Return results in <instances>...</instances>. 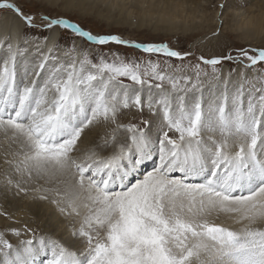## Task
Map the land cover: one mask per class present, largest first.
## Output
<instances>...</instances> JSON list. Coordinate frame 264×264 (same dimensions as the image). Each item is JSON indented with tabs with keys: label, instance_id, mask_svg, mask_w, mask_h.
<instances>
[{
	"label": "snow or ice",
	"instance_id": "snow-or-ice-1",
	"mask_svg": "<svg viewBox=\"0 0 264 264\" xmlns=\"http://www.w3.org/2000/svg\"><path fill=\"white\" fill-rule=\"evenodd\" d=\"M0 9L12 10L25 28L58 27L93 44H121L181 61L191 55L167 44L96 36L65 18L41 16L37 24L12 3H0ZM50 59L56 58L45 57L33 70L40 83L17 84L9 44L7 59L0 58V131L19 145L17 173L29 180L56 178L57 187L35 191L52 193L51 199L38 198L79 219L72 235L82 239L86 253L43 238L14 246L0 232V264H264V87L247 100L242 88L225 92L207 108L199 98L162 94L156 101L162 110L159 165L137 179L154 154V142L136 125L119 123L123 109L144 107L139 90H129L122 78L143 86L148 77L161 82L156 88L167 79L174 91L186 89L151 60L143 64L112 54L111 60L101 55L93 61L87 53L70 63L49 64ZM223 59L264 69V48L240 49L238 57H200L213 74ZM28 74L26 68L25 78ZM259 79L264 82V76ZM110 125L102 149H111L110 155L79 152L85 129ZM121 129L129 134L123 141L117 137ZM204 133H219L221 139L206 141ZM177 171L202 175L204 182L172 178ZM220 216L238 227L218 223ZM12 234L19 237L20 231Z\"/></svg>",
	"mask_w": 264,
	"mask_h": 264
},
{
	"label": "rangeland",
	"instance_id": "rangeland-1",
	"mask_svg": "<svg viewBox=\"0 0 264 264\" xmlns=\"http://www.w3.org/2000/svg\"><path fill=\"white\" fill-rule=\"evenodd\" d=\"M64 1L65 0H58V5L55 7L53 5H50L49 3L47 4L46 1H42V0H19V1L18 0L17 1L0 0V3L15 4L17 7L21 8L25 14L34 15L36 17L35 22L37 24L40 23L39 17H41V16H50L51 18H65V19H68L69 21H71L73 23L78 24L83 30L88 31L91 34L96 35V36L115 35V36H118L121 40L128 41L129 43L167 44L168 47L172 50H176V51H179L181 53H191V55H189L185 60L181 61V60H178L175 58L165 57L162 54L160 55V54L144 53V52L140 51L139 49H136L133 47H126L125 45H121V44H115V43H109L106 45L93 44V43L88 42L87 40H85L82 37L76 36L70 30L61 29L58 27L51 29L49 31V29L43 28V27L25 28L23 26V23H22V26H21L22 31H21L20 36H19L22 39L20 40L19 45L21 44L23 48L21 47V50H18L15 55H16V60H18V62H17V75L19 76L20 69L22 71H24V73H25L26 68H28V70H29L27 80L24 77L25 82H30L33 80H35L36 83L41 82L39 77H37L35 75V72L33 70L34 69L37 70V66L42 61L40 58V56H42L41 55L42 52H41V49H39V47H38V45H42V44L41 43L35 44L34 48H32V53L30 55H28V54H26L27 53L26 48L28 47V45H27L28 43H22V40L28 41V42H30V41H44L48 38V36L52 32H55V33H57L58 38L60 35L62 36V38H61L59 45H58L59 49L58 50L54 49L51 52L52 55L50 54V56H49V57H55L56 59L55 60L50 59L49 64H51L53 62L61 63L60 61H58L60 59L58 57V53H64V55H66L68 53L67 55L69 56L68 58H69L70 62L73 61V57H75L76 59H80L81 56L85 53H87L89 55V58L92 59L93 61H98V59L101 55H104L109 60H111L112 54H118L123 59L139 61L143 64H146L147 61L151 60L153 62L159 63L160 70L166 76L174 75L176 77V75H180L179 78H175V79L177 81L181 80L182 83H179V88L180 89H186V90L174 91L170 85V89L168 90V91L172 90L170 95H172V94L173 95H180V96L184 95V97H185L188 93H191V92H192V94L200 93V95L197 98L201 99L203 104H204V100L202 98L203 97L202 93H204L203 91H205L206 93H208V92L206 91L204 86L201 87L200 85H202V84L206 85L208 83L217 84V83L221 82V80H216L215 76L217 77V79L223 78L222 72L224 69L229 71L233 77L235 76V74L239 68H240V71L246 72L243 74L248 75V73H249L250 75H252V77H250V78L247 77L243 81V83H241V85H240L241 86L240 88H242L244 91L245 100H247V98L249 97V94L252 92H253L252 93L253 95H259V93L255 92V89L259 88V87H264V82H262L259 79L261 76H264V69H262L260 65H257L255 67V69H248V68L244 67V63H237L233 60L223 59L222 64L217 65L218 72L213 74L211 67L204 65L200 60L201 56H203L206 59L207 58H223V57L228 56L229 54H231L233 57H238L240 54V49L264 48V39H260L259 42L258 41L253 42V40L250 38L248 40L246 38L241 37L240 32H235V35H233L231 38L226 40V37H228V34L233 33L232 30H234V27L232 25H234L235 22L230 23L228 21L229 22L228 23L227 19H225L226 17H225V15H223V13L225 12V9H226V12H228V9L225 8V2L229 1L228 3H230L232 5L234 3H238L239 6L241 7L240 8L242 10L241 12H243L247 9L253 8L254 2H257L258 0H256V1L253 0L251 3H249V0L248 1L247 0H203L201 8H197V9H199L202 13L207 14V17L211 20V22H213L212 27L214 29H212L210 31H209V29H207L206 32H203V33H201L202 31L198 30V31H195L193 34L191 33L192 35L189 34L190 36L189 35H183V36L182 35H172L171 36L169 34H164L162 31L160 32V29L156 30L153 27H150L149 29L146 28V29L138 30V29H136L135 26L137 25V23H139L140 19H139V15H137L138 14L137 11H133V9L130 10V11H133L132 15H131V21L130 22H132L135 25L134 27H131V28H129L130 26H125V27L122 26L121 27L120 24H114V25L109 26L110 24H112L116 20L115 17L117 16V10H114L116 12H114L112 10V12L110 13L109 18H111V20H110L111 23L109 24L108 21L98 19L100 14H101V16L103 14L105 16L107 15L106 6L103 5L102 3L98 2V1L95 3H88L86 5L85 9L90 13V16H88V15L86 16L87 11L85 10V12H86L85 16L81 17V15L78 13H71V12L63 11L60 4ZM112 1L113 0H111L110 2H112ZM127 1L130 2L131 0H127ZM262 1L264 2V0H262ZM128 2H126V3H128ZM129 6H130V3L127 7H129ZM99 12H102V13H99ZM8 14L14 15L15 17H17L12 10L0 9V21L2 20L3 17H7ZM147 19H148V17H147ZM154 19H155V17H154ZM133 20L135 23L133 22ZM238 20H239V18H238ZM153 22H155V21H153ZM150 25L153 26L154 24L150 23ZM24 29H25V31L23 33ZM151 29L153 31H151ZM61 30H62V32H61ZM48 31H49V33H48ZM154 31H158L159 33L158 32L155 33ZM220 36H223V37H222V41L220 40V43H218V44L219 45L221 44L220 45L221 47H222L223 43L227 44V45L221 51L217 48L219 51L216 52V55H213V57H211L210 55L213 54L214 47H212L211 44L208 45L205 43H206V41H209L213 37L218 38ZM203 37H205V40H204V42H202L200 44L199 42L203 40ZM76 38H77V40H75ZM245 39H246V41H245ZM224 40L226 42L228 40L229 41L226 43V42H224ZM7 49H8V46L6 47V51H4V53L7 52ZM75 50H76V52H75ZM29 57L32 59H31V63L28 64L29 60L27 58H29ZM0 58L7 59V58H4L3 55H1ZM18 63H20V64H18ZM245 63H246V61H245ZM25 64L27 65V67ZM195 65H199V69H197L195 67ZM178 71H182L184 73H178ZM198 72H199V76L197 75ZM205 73H207V75H205ZM22 75L23 74H21L19 76L21 78H19L18 76H16V78L21 79L23 81ZM208 75H210V77H212L210 81H208L206 79L208 77ZM221 75H222V77H221ZM122 79H123L124 84H129L128 85L129 90H132V89L139 90V92L141 93L140 94L141 97H143L142 99L144 101V104L145 103L148 104L149 102L151 103V101L150 100L145 101L147 99L144 98L143 92H145V91H151V92L155 91L156 92L157 90L155 89V85L158 83H161L158 80H154V79H150V78L146 77L145 78L147 81L146 84L143 86H140V85L133 84L128 79H125V78H122ZM204 79H206V80H204ZM235 82L239 83V81H237V80ZM168 83H170V81H168L166 79L163 82V85H166ZM230 83H231V80L228 77V79L225 81L226 89L222 93H220L219 96L221 94H225V92H227L228 94H235L237 89L236 88L229 89L228 86L232 85ZM210 84H208V85H210ZM147 85H151V87H147ZM193 85H197V87L194 88ZM141 88H144V89H141ZM227 88L229 90H227ZM164 90H167V89L164 88ZM216 99H218V98H216ZM156 107H157V105H156ZM125 110H127L128 117L135 116V115L137 116L139 113H143V111L148 112L150 117H153V116L155 117V115H156V113H150L147 107L146 108L143 107V109L141 110L135 106H132V107L125 109ZM160 111L162 112V110H160ZM147 121H148V117L142 116L139 119H137V121L133 125H136L137 127L141 128V129L144 128L143 130H144L145 134H147V131L150 129L149 126L146 124ZM103 128H104V126H91L89 129L85 130V133H84L80 143L78 144V146L81 144L83 145L86 142V140H87L86 137H88L89 132H92V129H95L97 132H99L100 130L102 131ZM159 133L161 134L160 138H162V133L161 132H159ZM209 134H211L213 136H219L218 135L219 133H209ZM1 135L4 136V140H3V136H1ZM89 136H91L92 138L91 139L89 138L86 142L87 144H85V145L90 147L93 144L95 135L91 134ZM0 137H1L0 138V176L3 177V175L5 176V174H7L9 172V169H8L9 166L15 167L16 162L20 158L17 155V153H19L20 149H19V145L17 143L14 144V142L11 140L10 136H6L3 133V131H0ZM158 145H159V143L156 142V149H155L156 153L158 150ZM83 149L84 148H82V150ZM158 163H159V156H158L156 163H154L153 166H155ZM14 171H15V169H14ZM14 171H12L11 174H13ZM15 173H16V171H15ZM24 177H22L21 179H23ZM11 178H12V176H10L9 179L8 178L5 179L6 182H4L2 184L6 185V184L10 183V184L16 185V183L11 182ZM0 179H1V177H0ZM2 180H4V179H2ZM21 182L22 181H19V183H21ZM55 182L56 181L54 180V178H52V180H44L41 183H37L36 186L33 185L34 187L31 185L30 186L27 185L25 182H24L25 185L21 186V188L19 187L20 184H19V186L16 185L17 188L18 187L20 188V189L18 188L19 193L23 194L24 197L28 196L27 197L28 199L27 198L24 199V202H26V205H24L21 209H19L17 213H15V212L12 213L11 217L10 216L4 217V216L0 215V232L4 233L5 238L10 243L13 244L15 241L20 242V240H22L24 238H26L28 240L29 239L35 240L37 238V235L38 236L41 235L42 232H44V231L49 232L52 229H56L57 227H58V229H57L58 232L56 235H61V232L64 231L65 227L63 226V224H59V222H67L66 228L70 232H73L72 230L79 228V226H78L79 225V219H77L76 217H69V216L61 214L59 212L57 206L50 202V199L52 198V195H53L52 193H43V191H41V192L35 191V189H37V188H41V189L53 188V186L57 185V183H55ZM24 186H25V188H24ZM41 194L49 195L50 199L49 200H40L38 197ZM50 208H52V209H50ZM32 212H34L35 214ZM36 212L40 215L38 218H36ZM19 218H22V219H19ZM17 219H19V220H17ZM23 221H25L24 222L25 226L23 224ZM69 223H71V224H69ZM7 224H8V226H7ZM15 224H16V226H15ZM50 224H52V228H50L51 227ZM2 225H5V227L6 226L11 227L12 230L13 229L19 230L20 236L17 237L14 234H12V232L6 231L5 229L2 230L1 229ZM53 225H54V227H53ZM26 229H27V231H26ZM33 230H34V232H33ZM53 235H55V234H53ZM77 240H78V242H77ZM74 244H77V246H74L77 250L86 249L85 246H83L82 243L80 242V239H78V238L75 240ZM37 246H39V245H37Z\"/></svg>",
	"mask_w": 264,
	"mask_h": 264
},
{
	"label": "bare ground",
	"instance_id": "bare-ground-1",
	"mask_svg": "<svg viewBox=\"0 0 264 264\" xmlns=\"http://www.w3.org/2000/svg\"><path fill=\"white\" fill-rule=\"evenodd\" d=\"M13 1H17V0H13ZM42 1H46L47 4L49 3L50 5H53L54 7L58 5V0H42ZM97 1L102 3L103 5H105L106 11H107L106 16L104 14L101 16V14H100L98 19L108 21L109 24L111 23V21H110L111 18H109L110 13L112 12V10L113 11L117 10V16L115 17L116 20L112 24H110L109 26L114 25V24H120L121 27L122 26H124V27L130 26L129 28L134 27L135 25L132 22H130L131 21V15H132L133 11H137V13H138L137 15H139L140 20H139V23H137V25L135 27L138 30H142V29H146V28L149 29L150 27H153L156 30L160 29V32L162 31L164 34H169L171 36L172 35H182L183 36V35H189V34L192 35L195 31H198V30L202 31L201 33H203V32H206L207 29H209V31L214 29L212 27L213 22H211V20L207 17V14L202 13L199 9H197V8H201L203 0H131L130 2H128L127 0H113L112 2H110L111 0H65L64 2H62L60 4V6H61L63 11L71 12V13H78L82 17V16H85L86 5L88 3H95ZM252 1L253 0H249V3H251ZM126 2H128V3H126ZM228 2L229 1L225 2V8L228 9V12H226V9H225V12L223 13V15H225V17H226L225 19H227V22L228 21L230 23L235 22V24L232 25L234 27V30H232L234 34L229 33L228 37H226V40L231 38L233 35H235V32H240L241 37L246 38L248 40L250 38L253 40V42L254 41L259 42L260 39H264V2L262 0H258L257 2H254L253 8L247 9L243 12H241L242 10L240 9L241 7L239 6L238 3H234L232 5ZM129 3H130V6L127 7L129 5ZM131 9H133V11H130ZM114 12H116V11H114ZM99 13H102V12H99ZM87 15L90 16V13L88 11L86 13V16ZM147 17H148V19H147ZM154 17H155V19H154ZM238 18H239V20H238ZM153 21H155V22H153ZM133 22H134V20H133ZM150 23H153L155 26L154 25L151 26ZM21 26H22V22L19 20V18L15 17L14 15L8 14L7 17L2 18V20L0 21V56L3 55L4 58H7L8 49H7L6 53H4V51H6V47L9 46V44L11 45L12 50L15 52V54L18 50H21L22 45L21 44L19 45V42L22 39L19 37L20 33L22 31ZM24 31H25V29L23 30V33H24ZM151 31H153V30L151 29ZM154 32L156 33L158 31H154ZM222 37L223 36H220L218 38L213 37L209 41H206L205 44H208V45L211 44V46L214 47L213 54L210 55L211 57H213V55H216L217 51H219V50L221 51L227 45V44L223 43V45L221 47L220 46L221 44L220 45L218 44V43H220V40L222 41ZM61 38H62L61 35L58 38L57 33L52 32L48 36V38L44 41H30V42H28V41L22 40V43H28L27 44L28 47L26 48L27 49L26 54H28V55H30L32 53V48H34L35 44L41 43L42 45H38V47H39V49H41V52H42L41 55L42 56H40V58L43 61L45 57L50 56L51 52L54 49L55 50L59 49L58 45H59ZM246 39H245V41H246ZM204 40H205V37H203V40L200 41L199 43L201 44L202 42H204ZM224 42H226V41L224 40ZM67 54L64 55V53H58V57L60 58L58 61H60L61 63H70V60L68 58L69 56ZM27 59L29 60L28 64L31 63L32 58L29 57ZM73 60H79V59H76L75 57H73ZM18 64H20V63H18ZM26 67H27V65H26ZM23 73H24V71H22L20 69L19 76ZM243 73H246V72L240 71V68H239L237 70L235 76L233 77L229 71L224 69L222 72L223 78L217 79V77L215 76L216 80H221V82H219L217 84L208 83L210 85H208V84L200 85L201 87L204 86V88L208 92V93H206L205 91H203L204 93L201 92L202 96H203L202 98L204 100V104L208 106L210 104L215 103V101L217 100L216 98H219L222 95L221 94L219 96V94L222 93L226 89L225 81L228 79V77L231 80L230 84H232V85L228 86L229 89L240 88L241 83H243V81L247 77H249V78L252 77V75H250L249 73H248V75H245ZM222 75H221V77H222ZM19 78H21V77H19ZM211 78L212 77H210V75H208V77L206 79L208 81H210ZM206 79H204V80H206ZM26 80H27V78H26ZM236 80L239 81V83H236L235 82ZM16 81H17V84H20L21 82H24V78H23V81L21 79L16 78ZM178 82L182 83L181 80H178ZM228 88H227V90H229ZM141 89H144V88H141ZM171 92H172V90H170V91H156V92L155 91L143 92L144 98L147 99V101L150 100L152 103L151 108L148 107V104L150 102L149 103L147 102L148 104L145 103L144 107L145 108L147 107L150 113H156L155 117L154 116L150 117L148 112H145V111H143V113H139L137 116L135 115V116L128 117L127 110L123 109L121 114L118 117L119 123L122 125H125V126L133 125L137 121V119H139L140 117H142V116L146 117L147 116L148 121L146 122V124L149 126L150 129L147 131L146 135H149L151 137L152 141L154 142V149H156V142H158V138H160V136H161V134L159 132H161L160 129L162 126V112L160 111L161 110L160 105L157 104L156 101H158L160 96L164 93L169 94L170 98H174L175 96H177V95H173V94L170 95ZM199 95H200V93L192 94V92H191V93H188L185 96V98L190 100L193 97L197 98ZM182 96H184V95H182ZM156 105H157V107H156ZM112 127L113 126H111V125L108 126L107 128L104 127L102 129V131L100 130L99 132H97L95 129H92V132H89L88 137H86L88 140L89 138L90 139L92 138L89 135H91V134L95 135L92 146L89 147V146L85 145V144H87L86 143L87 140H86V142L83 145L81 144L78 146L80 148V149L78 148L79 152L80 153H86L89 151H96L98 153V155H100V156L110 155L111 151H112L111 149H109L107 152L103 151L102 149L104 148L105 140L106 139L110 140V133H111ZM106 134H109V135H106ZM128 135L129 134L127 132H125L123 129H121L117 133V137H118L119 141L125 140ZM169 136L172 137V136H175V134L170 132ZM217 137L218 136H213L209 133L204 134V139L206 141L209 140L210 138L218 139ZM3 140H4V136H3ZM82 148H84V149L82 150ZM157 159H158V150H157V153H156V151H154L153 156L149 158V161H151V160H153V161L150 164L141 168L140 172L137 174V178L142 179L144 175L151 173L153 171L154 167H157L159 165V163H158L155 166H153L154 163H156ZM8 169H9V172L7 174H5V176L4 175H3V177L0 176L1 177V179H0V212L6 213V215H2L4 217H9V216L11 217L12 213H14V212L17 213L19 209H21L24 205H26V202H24V199L27 198L28 196L26 195L27 197H24V195L20 194L18 191L19 187L21 188V186L25 185L24 182L29 186L30 185L36 186L37 183H41L44 180H49L48 178L41 179V180H36L35 178H33V179L29 180L27 178V176L24 177V176H21L17 172L15 173L16 170L14 171V169H15L14 166H11V167L9 166ZM12 171H14L13 174H11ZM10 176H12V178H11L12 183H16L17 186H19V184H20V186L18 188L16 187L15 184H10V183L6 184V185L2 184L4 182H6L5 179H7V178L9 179ZM171 176L174 179L182 180L183 182L189 183V184H193L195 182V179L204 178L202 175L201 176L185 177L184 174L179 172V171L171 173ZM22 177H24V178L21 179ZM2 179H4L5 181ZM59 179H65V178L60 177ZM54 180L56 181V178H54ZM19 181H22V182L19 183ZM133 182H135V180H133ZM60 186L62 187V185H60ZM24 188H25V186H24ZM50 209H52V208H50ZM32 213H34V212H32ZM39 216L40 215L36 212V218H38ZM19 219H22V218H19ZM19 219H17V220H19ZM24 222L25 221H23V224L25 226ZM217 222L223 223L229 227H234V228L238 227L237 225L233 224L230 219H228L224 216H221L217 220ZM59 224H63V226L65 227L64 231L61 232V235H56L58 232V230H57L58 227H57L56 229H52L49 232H45V231L42 232L41 235H39L40 238H43L45 241L59 240V243L61 242V244H63L64 246L71 248V250H75L72 248H75L74 246H77V244H74L75 240L77 238H74V239L72 238V236H73L72 232L68 231V229L66 228L67 222H59ZM69 224H71V223H69ZM7 226H8V224H7ZM7 226L5 227V225H2L1 229L2 230L5 229L6 231L12 232L11 227H7ZM15 226H16V224H15ZM50 226H51L50 228H52V224H50ZM78 226H80V225H78ZM53 227H54V225H53ZM33 232H34V230H33ZM53 234H55V235H53ZM22 240L26 241L25 238ZM22 240H20V241H22ZM77 242H78V240H77ZM18 243H20V242L15 241L13 243V245L17 246ZM77 254L83 255L81 252H77ZM42 258H43V256L41 255V256L37 257V260L39 261ZM0 259H2V257H0Z\"/></svg>",
	"mask_w": 264,
	"mask_h": 264
}]
</instances>
